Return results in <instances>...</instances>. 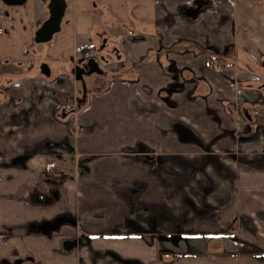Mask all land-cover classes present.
Segmentation results:
<instances>
[{
    "label": "crops",
    "instance_id": "1",
    "mask_svg": "<svg viewBox=\"0 0 264 264\" xmlns=\"http://www.w3.org/2000/svg\"><path fill=\"white\" fill-rule=\"evenodd\" d=\"M66 1L58 32L66 47L61 57L40 56L49 76L33 55L48 0L0 3L11 25L0 34V264H264V116L248 109L244 121L233 112L235 101L264 108L253 72L186 55L204 34L235 46L236 32L249 37L235 49L264 51L262 9L254 30L239 14L251 0H211L212 9L197 10V0H129L137 31L121 61L106 65H131L136 75H120L59 118V98L69 108L75 78L73 68L58 67H75L82 44L108 50L93 44L91 9L109 3ZM73 1L85 15L73 17ZM189 74L206 76L215 89L209 101L205 90L195 102L174 93L178 106L161 100L158 88ZM231 97V107L219 102Z\"/></svg>",
    "mask_w": 264,
    "mask_h": 264
},
{
    "label": "rangeland",
    "instance_id": "2",
    "mask_svg": "<svg viewBox=\"0 0 264 264\" xmlns=\"http://www.w3.org/2000/svg\"><path fill=\"white\" fill-rule=\"evenodd\" d=\"M78 0H76L77 2ZM99 2L102 1H107V3H109V5L104 8L101 4H99L100 7H97L95 9H91V15L94 18L95 21V32L96 34L91 33L92 37L94 38V46H96L97 48L99 47V45L101 43H103L106 48L108 47V50H98V54H99V59H98V63L100 65V67L105 71V75H97V74H91V75H86L84 76V81L86 84V95L88 96V94H92L94 91H100L101 89H103L104 87H108L109 83L115 79V78H119L120 75H127L128 76H132V72L134 73V75H136L135 71H134V66L131 65H121L123 68L119 71L113 70V69H108L111 65H106V63H109L110 61L112 62H116V61H121V57L125 56L124 53L122 52V45L123 43L129 39H132L130 36L134 35L137 31V26H136V22H135V15L136 12H134L133 10H131V5L129 2V0H96ZM253 1V2H252ZM75 1H73V5H72V11H70V13L73 14V17H80L86 14V9H83L82 6H80V4H76L74 3ZM0 3H3L0 0ZM197 7L198 9L201 8L202 4L204 3L205 6H207L208 9H212L211 4L212 1L211 0H197ZM3 7H19L21 5L18 6H10L7 5L5 3L2 4ZM5 5V6H4ZM251 7H249L248 10L244 11L243 14L239 13L240 15H243L245 17V15H248V22H251L254 24V26L252 27L255 30V24H258L259 19H258V15L257 13H255V11L262 9V11L264 12V9L261 8L262 7V1L261 0H251L250 3ZM261 5V7H260ZM6 9V8H5ZM254 10V12H252ZM195 11V10H193ZM5 12V11H3ZM0 13V25L2 24L3 28H4V32L8 31V29L10 28V24H8L6 26L5 23H3V21L1 20V17H4V13ZM25 12V11H23ZM23 12L21 11V13L23 14ZM196 12V11H195ZM194 12V13H195ZM135 13V14H134ZM70 14L66 15L69 18ZM264 18V17H262ZM246 20V18H245ZM65 21V20H64ZM109 24V26H107ZM112 24V25H110ZM91 25H88V27H90ZM262 29L264 30V23L261 25ZM91 29V28H89ZM256 30H257V25H256ZM242 32V31H241ZM243 33V32H242ZM262 35V34H261ZM261 35H259V33L253 34L251 36H253L252 38L255 41H259L262 37ZM236 40H235V44H239L244 42L245 39H247V37H249V35H244L243 33V37L242 34H240V32H236ZM62 35L57 33L55 34V36L53 37V39L47 43H41V44H34L35 45V49H36V53H33L34 57H35V63L40 64L41 63H46L45 58L41 59V57L44 55L43 54V50L46 49L48 50V52L46 53V57L49 58V50L56 55L57 52H59V57H61L62 55V51L64 50V48L66 47L67 43H63L61 46V38ZM201 43H195L192 42L191 44H187L192 46L193 52L190 53L189 49L187 48V53L186 55H191L193 57H197V56H201L203 57L205 63L211 64L209 63L210 59H215L216 62L221 63V67L218 68H227L230 70L234 71H246L250 70L253 72V74L250 73V79H252V82H255V86H257L258 91L260 93L261 96V102L264 103V95L263 92L261 90V86L263 84L264 81V51L261 49H255V50H249L246 51L244 49H240V51L238 49H235L234 45H224L221 47L215 46L214 44L211 43V40L207 38V35H203V39L201 40ZM90 47H94L92 44H90ZM242 45V44H240ZM47 47V48H46ZM60 47V48H59ZM81 47L83 49L77 51L76 57H74V61H75V66H80L82 67L84 64V58H83V54L85 53V51L91 49L89 47H86V45L82 44ZM110 47V48H109ZM242 47V46H241ZM95 48V47H94ZM43 49V50H42ZM177 49L176 46H173L170 50V53L167 54V58H168V63H167V68L171 69L173 67V65H175V53L177 54ZM97 50V49H96ZM249 52H252L253 57L249 56ZM166 53V52H165ZM36 54V55H35ZM51 55V56H52ZM161 53L160 52H155V58H157V56H160ZM37 56V57H36ZM41 56V57H40ZM68 57L63 56L62 59H67ZM253 58V59H252ZM3 66V63L0 65V71L1 68ZM238 66V67H237ZM74 69L75 67L71 66H67L64 68H59L58 70H67L70 74V70ZM56 69V66H54V70ZM188 71L191 72V70L189 68H187ZM55 73V72H54ZM57 73V72H56ZM230 73V72H229ZM55 75V74H54ZM122 76V77H123ZM175 78H173V80L170 82V84L168 85V87H160L158 88V95L161 98V100H163L164 102H166L167 104H170L171 106H178V100L176 99L175 96H172L174 93L176 94H183L186 97V100L188 102H195L197 99L195 98V96L198 95V92L200 90H205V92L207 91L206 95L202 97L203 101H209L211 96H213V93H215V89L213 88L212 85H210V83L207 81L206 76L204 75L203 77H195L193 75H190L185 78L184 76H174ZM228 80L233 79L234 77L232 76H226ZM237 77V76H236ZM235 77V81H237V78ZM72 78H75L74 75H72ZM254 79V80H253ZM0 82H1V78H0ZM246 82V81H245ZM245 82H240L241 85H243ZM248 83V82H246ZM147 88V87H145ZM148 89V88H147ZM146 89V90H147ZM197 94V95H196ZM208 94V95H207ZM235 94H242V93H235ZM82 97V84L80 81H77L75 79V92H74V96L72 97V103L69 105V108L66 107L65 102L63 101V98L60 97L59 98V110H58V117L62 118V109H65L66 113L72 112V109H75L74 113L77 111H79L80 107H84L85 105V101L86 99L84 98L81 102H79V98ZM235 97H231L230 99L228 98H223V99H219V102L227 107H231L232 105V101ZM225 104H224V103ZM82 104V105H81ZM233 104H235V107L233 108V112L236 116L240 117L242 120L247 121V116L246 114H248L247 110L249 109L252 113L253 110L251 109V107L247 106V108H241L237 101H235ZM81 105V106H80ZM70 109V110H68ZM69 111V112H68ZM67 114H65L66 116ZM69 116V115H68ZM67 116V117H68ZM66 117V118H67ZM72 119H74V116L72 117ZM71 119H69L68 121H70ZM73 121V120H72ZM186 133V137H193V135L188 131H184ZM188 133V134H187Z\"/></svg>",
    "mask_w": 264,
    "mask_h": 264
},
{
    "label": "water",
    "instance_id": "3",
    "mask_svg": "<svg viewBox=\"0 0 264 264\" xmlns=\"http://www.w3.org/2000/svg\"><path fill=\"white\" fill-rule=\"evenodd\" d=\"M5 4L10 6L23 5L26 0H2ZM67 1L66 0H48V18L35 30L34 32V42L37 44L46 43L52 40L53 36L58 33L61 29V22L66 11ZM1 64V59H0ZM86 65L89 66V73L97 72L101 73L102 69L99 67L98 61L91 58L86 61ZM79 71V73H78ZM84 72L83 67L76 66L71 73L74 75L76 80L82 81V96L86 97V85L82 79V74ZM40 73L44 76H49L51 74V69L47 63L40 64ZM264 93V87H263Z\"/></svg>",
    "mask_w": 264,
    "mask_h": 264
},
{
    "label": "flooded vegetation",
    "instance_id": "4",
    "mask_svg": "<svg viewBox=\"0 0 264 264\" xmlns=\"http://www.w3.org/2000/svg\"><path fill=\"white\" fill-rule=\"evenodd\" d=\"M102 46H104V44L102 43ZM89 59H91V58H89ZM99 59V58H98ZM98 59H95L96 61H98ZM88 59H85L84 61V64H83V69H84V72H83V74H82V79L84 80V76H88V75H91V74H97V75H105V71L100 67V65H99V67L102 69V72L101 73H97V72H92V73H89L88 71H89V66L88 65H86V61H87ZM76 67V66H75ZM80 67V66H79ZM78 73H79V71H78ZM77 81H80L81 82V84H82V81L81 80H77ZM85 82V81H84ZM86 85V84H85ZM262 88H261V90H262V92H263V87H264V81H263V84H262V86H261ZM83 93V92H82ZM263 95H264V93H263ZM87 98V95H86V97H85V99ZM84 98H83V96L81 97V98H79V102H81L82 100H83ZM75 110V109H74ZM61 114H62V117H65V114H67L66 113V111H65V109H62V112H61Z\"/></svg>",
    "mask_w": 264,
    "mask_h": 264
},
{
    "label": "built area",
    "instance_id": "5",
    "mask_svg": "<svg viewBox=\"0 0 264 264\" xmlns=\"http://www.w3.org/2000/svg\"><path fill=\"white\" fill-rule=\"evenodd\" d=\"M2 33H4V28L1 24L0 25V34H2ZM83 58L84 59H89V58L98 59L99 58L98 50L89 49V50L85 51V53L83 54Z\"/></svg>",
    "mask_w": 264,
    "mask_h": 264
},
{
    "label": "trees",
    "instance_id": "6",
    "mask_svg": "<svg viewBox=\"0 0 264 264\" xmlns=\"http://www.w3.org/2000/svg\"><path fill=\"white\" fill-rule=\"evenodd\" d=\"M198 9V7L195 9V10H197ZM215 61V59H210V63H212V62H214ZM105 88V87H104ZM102 90V89H101ZM82 107H80V109H81ZM253 112H254V115L255 116H257V117H262V116H264V108H255L254 110H253Z\"/></svg>",
    "mask_w": 264,
    "mask_h": 264
}]
</instances>
